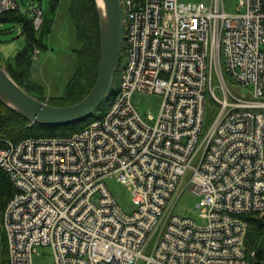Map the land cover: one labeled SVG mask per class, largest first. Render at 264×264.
Wrapping results in <instances>:
<instances>
[{
    "label": "built area",
    "instance_id": "obj_1",
    "mask_svg": "<svg viewBox=\"0 0 264 264\" xmlns=\"http://www.w3.org/2000/svg\"><path fill=\"white\" fill-rule=\"evenodd\" d=\"M120 4V77L98 117L69 137L0 146L14 187L1 222L9 264H33L40 248L53 264H249L247 217L264 216V0L234 13L223 0ZM17 8L0 0V14ZM26 13L37 30L41 7ZM136 92L161 96L157 117L137 112ZM186 177L202 224L175 213Z\"/></svg>",
    "mask_w": 264,
    "mask_h": 264
},
{
    "label": "trees",
    "instance_id": "obj_2",
    "mask_svg": "<svg viewBox=\"0 0 264 264\" xmlns=\"http://www.w3.org/2000/svg\"><path fill=\"white\" fill-rule=\"evenodd\" d=\"M59 2L60 0H50L48 12L45 14L42 11V27L44 26V28L40 33L34 28L31 16L26 12L22 13L20 8L0 14V23L15 22L21 26V35L25 42L13 60L6 63L7 72L18 86L42 102L46 100L40 96H34L32 90L43 92V88L32 83L30 86L25 81L30 77L32 55L35 48L38 47L41 51L47 49L46 42L52 32ZM70 21H72L75 30L76 41L82 46L73 50L77 57V66L65 87L64 95L56 97L64 101V104L59 106L72 105L81 101L92 89L99 68L100 33L95 0H72ZM52 102L47 101L48 104L54 105ZM96 117L98 115L93 114L80 123L66 126H40L30 123L0 103V146H3L4 140L16 143L27 138L69 137L83 129ZM13 192L14 187L8 175L0 168V218ZM247 218L249 231L246 237V246L249 264H264V216L262 218L251 216ZM252 254H254L253 257ZM0 264H9L1 221Z\"/></svg>",
    "mask_w": 264,
    "mask_h": 264
},
{
    "label": "rangeland",
    "instance_id": "obj_3",
    "mask_svg": "<svg viewBox=\"0 0 264 264\" xmlns=\"http://www.w3.org/2000/svg\"><path fill=\"white\" fill-rule=\"evenodd\" d=\"M22 13L26 12L34 4L40 6L41 10L46 14L48 12V4L50 0H16ZM72 0H60L57 8L56 16L53 22L52 32L46 42L47 49L38 50L40 54L32 55L31 72L27 82L30 86L37 84L43 88L34 91V96H40L47 101H53L56 106L63 105L64 101L56 97L63 96L65 87L73 74L74 68L77 66V57L73 53L74 49H79L82 45L76 41L74 35V27L70 21V9ZM203 2L208 4L210 0H178L179 3H196ZM224 7L227 12L234 13L237 10L239 0H223ZM44 26L42 24L38 27V32H42ZM25 42L21 35L19 24L15 22L0 23V66L7 72V62H11L17 53L23 48ZM123 57L120 56V63ZM8 73V72H7ZM9 75V73H8ZM10 76V75H9ZM119 73L115 72L113 83L119 80ZM27 84V86H29ZM231 90L239 96H247L251 88L242 86H231ZM54 98V99H50ZM56 100V101H55ZM131 101L137 112L146 118V115L151 114L157 117L161 108L162 98L157 94H146L136 92L133 94ZM53 105V106H54ZM68 106V105H66ZM104 108V105H101ZM216 111V107L210 103L209 99L206 102L205 121L212 118ZM104 183L115 198L118 205L125 213L134 211V205L131 200V195L126 186L118 182L115 178H106ZM188 177L183 181V189L175 206V213L178 216L193 219L198 224L203 221L198 217V210L196 204L198 198L191 192ZM3 215V213H2ZM2 215L0 221L2 222ZM262 218V217H261ZM155 240H151L145 251V254L151 250ZM54 259L51 251L48 248L38 249V254L33 256V264H53ZM138 264H142L140 261Z\"/></svg>",
    "mask_w": 264,
    "mask_h": 264
},
{
    "label": "water",
    "instance_id": "obj_4",
    "mask_svg": "<svg viewBox=\"0 0 264 264\" xmlns=\"http://www.w3.org/2000/svg\"><path fill=\"white\" fill-rule=\"evenodd\" d=\"M100 33L99 68L90 92L79 102L53 106L28 94L0 66V103L40 126H66L91 117L110 92L118 65L123 22L120 0H95Z\"/></svg>",
    "mask_w": 264,
    "mask_h": 264
},
{
    "label": "bare ground",
    "instance_id": "obj_5",
    "mask_svg": "<svg viewBox=\"0 0 264 264\" xmlns=\"http://www.w3.org/2000/svg\"><path fill=\"white\" fill-rule=\"evenodd\" d=\"M99 1V3H100V0H98ZM119 63H120V61H118V65H119ZM118 65H117V67H118ZM5 237V236H4Z\"/></svg>",
    "mask_w": 264,
    "mask_h": 264
},
{
    "label": "crops",
    "instance_id": "obj_6",
    "mask_svg": "<svg viewBox=\"0 0 264 264\" xmlns=\"http://www.w3.org/2000/svg\"><path fill=\"white\" fill-rule=\"evenodd\" d=\"M55 21H56V19H55ZM40 54V53H39Z\"/></svg>",
    "mask_w": 264,
    "mask_h": 264
}]
</instances>
